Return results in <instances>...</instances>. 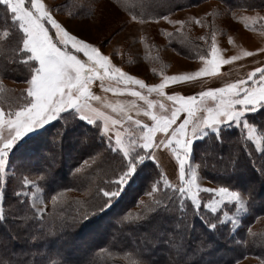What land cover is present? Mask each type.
Here are the masks:
<instances>
[{
	"label": "snow or ice",
	"instance_id": "1",
	"mask_svg": "<svg viewBox=\"0 0 264 264\" xmlns=\"http://www.w3.org/2000/svg\"><path fill=\"white\" fill-rule=\"evenodd\" d=\"M53 8L58 10L59 6H49L44 0H0V11L3 12L0 41L5 46V53L11 49V62L25 68L24 82L27 84L20 93L21 103L15 107L10 105L7 110L0 106V223L8 219L4 201L10 154L27 138L47 133L52 122L63 121V128L69 123L91 126L90 130H94L95 138L104 145V150L118 161V173L108 181L114 188H99L102 197L98 204L85 202L84 211L80 213L83 221L110 210L127 188L147 179L146 170L151 162L158 178L152 181L145 195L151 198L153 212L171 213L175 210L183 218L191 210L210 231L230 225L229 231L237 232L242 226V218L249 212L251 190L246 197L242 186L230 182L202 186L199 169L208 165L204 163L203 155L201 163L197 164L194 153L196 141L212 137L216 143L222 144L224 130L234 127L240 132L246 154L251 156L255 151L264 157V62L244 77L220 87L192 95L167 94L165 88L169 84L191 83L198 78L216 76L221 65L232 64L242 56L252 57L255 53L242 50L240 54L224 58L217 47L216 33L212 32L209 51L199 56L203 66L198 71L171 76L161 73L163 79L160 83L147 84L113 64L99 47L67 30L55 18ZM151 18L169 20L168 16ZM238 18L245 22V28L256 30L259 27L264 30V16L259 13ZM137 19V15L131 16V20ZM193 19L196 24L204 26L201 19ZM139 20L145 22L143 17ZM169 23L180 25L176 33L182 34L187 21L169 20ZM167 35L172 38L174 34ZM200 39L208 40L207 37ZM257 51L264 53V48ZM105 80H116L125 86H105ZM94 81H99L105 92L129 94L136 99L127 103H107L91 91ZM3 92L4 88L0 86V94ZM152 93H156L159 99H149ZM0 99L3 97L0 96ZM136 100L144 104L139 105ZM93 101L104 104L117 115L94 106ZM133 112L135 115H132ZM56 135L61 133L58 131ZM166 154L175 159V181L169 179L160 162L161 156ZM100 155L97 152L90 156L75 172L79 173L90 162L95 163ZM256 170L264 174V167ZM12 175L15 176V169ZM21 175L12 192L15 204H9L8 208L11 211L18 204L30 210V214L25 212L21 215L19 226L26 228L30 222L40 223L43 219L45 209L39 204L43 202L40 194L44 189L38 181H46L47 176H38L33 180ZM58 195L51 196L53 204L57 202ZM52 231L50 228L49 232ZM247 232L256 236L250 228ZM260 242L264 245V238ZM174 251L180 256L184 251L183 244L178 243ZM0 264H9V260L0 257ZM54 264H64V261L61 259ZM132 264L148 262L141 254ZM172 264H180V261L173 260Z\"/></svg>",
	"mask_w": 264,
	"mask_h": 264
},
{
	"label": "trees",
	"instance_id": "2",
	"mask_svg": "<svg viewBox=\"0 0 264 264\" xmlns=\"http://www.w3.org/2000/svg\"><path fill=\"white\" fill-rule=\"evenodd\" d=\"M197 1L199 0L195 2ZM219 1L227 3V0ZM195 2L194 0H126V3L122 5V10L129 15H137L138 19L143 17L146 20L151 19L153 16H165L173 10L189 6ZM227 6L230 9H247L253 6L262 8L264 3L230 0ZM2 18L3 12L0 11V19ZM193 42L195 44L193 43L190 52H196L195 54L199 53V55L191 54L189 56L198 57L205 54V49H202V51L197 49L196 44L198 41L194 40ZM4 49L5 46L0 41V73H2L0 77L15 78L10 72L25 74L24 67L11 62V49L9 48L7 53ZM180 51L186 54L184 49L180 48L178 52ZM0 96L3 97V94H0ZM62 124L63 121L54 122L48 129L52 127L59 128ZM90 128V126L84 127L71 123L67 125V132L74 129L75 132L85 137L88 142V150L76 156L67 165L68 170L66 172L61 170L64 166L63 160L61 163L62 168L53 169V174L59 177V183L53 187L49 186L50 180L47 171L41 167L36 168L40 176H47L46 181L41 180L38 182L48 196L64 194L67 190L77 192L87 190L85 197L72 196L65 200L58 197L57 202L55 204L52 202L48 209L44 211L40 223L30 222L28 227H20L19 219L21 215L25 212L30 214V210L17 204L14 209L9 211L8 206L9 204H15V197H13L12 192L17 187L22 175L18 174L17 177L8 180L9 184L7 183L4 201L5 213L8 219L0 223V243L6 242L8 246H17L19 239L18 241L13 239L10 234H13L15 230L19 237L24 235L21 244L24 247V253L21 257L1 256L3 255L1 252L4 246L1 247L2 244L0 245V257L9 260V264H54V262L61 259H63L64 264H132V261L138 259L141 254L148 264H172L173 260L180 261V264H184L185 261L187 264H197L194 259L195 251H212L211 256L203 259L201 264H236L237 260L244 255H255L264 260V245L260 242L261 238H264L263 232H256L254 233L256 236H251L246 230L239 232L241 226L237 232L232 233L229 231L230 225L218 228L216 231H210L200 217L194 215L191 210H188L183 218H180V213L175 210L171 213L153 212L151 198L149 197L141 204L138 200L139 196L149 190L152 181L158 178L155 166L151 162H149V167L146 170L148 178L127 188L126 192L130 189L134 190V193H126V196L131 197L127 206L123 205L121 197L110 210L91 216L89 220L83 221L80 213L84 211L85 202L90 205L100 203L102 193L98 192L99 188L103 187L109 190L114 188V185L109 184L108 181L112 180L118 173V161L112 154L104 150V145L98 138H95L94 130H90ZM223 134L224 142L222 144L216 143L212 137L205 141H196L197 149L194 157L197 158L200 164L203 155L204 163L208 165L200 168L201 173L215 186L223 182H230L242 186L241 190L246 196L248 190H251V203L246 217L250 214L255 217L264 216V174L256 170L264 167V157L255 151L252 152L251 156L246 154L238 129L229 128L224 130ZM40 136L43 138V135ZM49 136L54 135L49 134ZM31 141L32 137L28 138L26 143L31 148L32 155L48 152L47 140L41 139L39 141L41 145L38 148L34 147L37 142ZM62 146L64 144H59L58 148L61 149ZM249 147H252V145H249ZM226 149H229V151L226 152ZM97 152L101 155L95 163L86 165L79 173L75 172V169L80 166L78 159L81 156L89 158ZM218 171H221L224 176H220ZM67 177L69 178L67 179ZM229 177H231L230 181ZM135 203L140 205L137 210L132 209ZM255 204H257L256 207ZM258 206H260L259 209ZM245 218L242 219V222ZM122 219L123 223H121ZM11 222H16L17 226L10 230L8 227H10ZM175 227L180 229V235H177L174 230ZM50 228L53 229L51 233L49 232ZM64 233L69 236L67 239L61 238ZM34 237L35 239H33ZM106 238L107 240H105ZM237 240L243 243L237 245L234 249V242ZM163 241L169 246L166 250L162 245ZM178 243H182L185 252L189 254V257L185 260L172 252ZM47 245L50 247L53 245L67 247L70 258L63 256L62 258L57 253H51L47 257L42 256V254L37 256L34 253L35 251L39 252L42 247H47ZM85 249H87V254L83 253L82 258L75 255L74 257L71 256L72 252L81 253ZM61 250L58 249V251ZM158 252L162 253L158 254Z\"/></svg>",
	"mask_w": 264,
	"mask_h": 264
},
{
	"label": "rangeland",
	"instance_id": "3",
	"mask_svg": "<svg viewBox=\"0 0 264 264\" xmlns=\"http://www.w3.org/2000/svg\"><path fill=\"white\" fill-rule=\"evenodd\" d=\"M195 1L196 0H194V2ZM229 1L230 0H227V3H222L219 0H199L194 4L173 10L171 13L165 15L168 16L171 21H187L182 29V34H177L176 29L180 28V25L169 23V20L151 18L144 20L145 22L143 23H141L139 19L136 21L131 20L132 15H129L122 10V5L123 3H126V0H44L49 6H59L58 10L53 8L54 16L58 22L66 27L67 30L72 34L77 35L79 38H83L87 42L93 43L99 47L103 54L110 57L113 64L130 75L143 79L147 84L160 83L163 79L161 73L171 76L198 71L199 68L203 66V61L199 59V56H189L191 54L199 55V53L195 54L196 52H190L194 43L193 41H198L196 46L199 51L205 49L206 52H208L212 32L216 33L217 47L220 49V54L224 58L240 54L242 50L255 53L252 57L242 56L239 61H235L228 65H221L220 73L223 71L224 67L234 66L226 68L227 71L229 70V76L233 78L228 80V82L244 77V75L249 72L247 71L249 69V64L253 63L258 57H264V53L257 51V49L264 48V30L259 27H257L256 30L245 28V22L238 18L241 15L255 16L257 13L264 16V7L253 6L247 9L231 8V11H226V9H230L229 6H227ZM246 2L260 4L264 3V0H246ZM233 13H236L235 17L233 16ZM193 18L201 19L204 26L196 24ZM52 31L54 32V29ZM167 33H173L174 35L172 38H169ZM200 37H207V42L201 40ZM229 37H231V42H229ZM178 48L184 49L186 54L181 51V53L178 52ZM10 73L15 78L0 77V86L4 88V92L2 93L3 99H0V106L4 107L6 110L10 105L15 107L22 102L20 93L21 90L27 87V84L24 82L26 73ZM220 73L208 78H198L196 85L194 86L180 87L183 91L187 92L204 86L207 87L208 85L213 86L218 83L217 80L221 78V76H219ZM227 77L228 76H224V79ZM112 82L117 83L116 80H112ZM96 83L97 81H94L91 89ZM118 85L125 86L122 83H118ZM177 88L178 85L169 84L166 86L165 92L167 94H172L170 92ZM149 99L156 100L159 98L156 93H152L149 95ZM93 102L96 103L95 101ZM58 131L61 133L59 136L56 135ZM5 134L7 133L5 132ZM49 134H53L54 136H49ZM41 139L47 140L48 152L46 153L32 155L31 148L25 142L21 147L15 149L10 154L8 165L10 179L8 180H11L12 177H17L18 174H26L30 179L36 180L37 177L40 176L36 168L41 167L47 171L48 179L50 180L48 185L53 187L55 184L59 183V177L58 175L53 174V169L58 170L62 168L61 163L63 160L64 166L61 170L66 172L68 170L67 165H69L76 156L88 150V142L85 137L75 132L74 129L71 131L68 130L67 132V127H52L48 129L47 133L43 134V138L41 136L32 137L31 142H37L35 143V148H38V146L41 145V142H39ZM68 139L72 143H70ZM27 140L28 138L26 141ZM59 144H64V146L60 149L58 148ZM70 150L71 152H69ZM225 151L227 152L229 149H226ZM172 159L174 162V170L176 162L174 158ZM86 160H89L87 156H81L80 159H78V163H80L79 165L81 166ZM194 160L199 164L196 157H194ZM13 169H15V176L12 175ZM199 172L202 177L199 182L202 186H215L208 178L202 175L200 169ZM218 174L224 176L221 171H218ZM172 175V181H175L177 177L174 174ZM68 178L69 177H67V179ZM67 179L65 178V180ZM7 183L9 184V181ZM126 193H134V190L130 189L128 192L125 191L122 194L121 197L124 206H127L131 199L130 196H126ZM40 195H42L43 202L39 204V207H43L47 210L52 203L51 196H48L44 191ZM86 195L87 190L79 192L67 190L64 194L62 193L58 197L65 200L72 196L83 198ZM201 195L204 197L207 196V194L204 193H201ZM244 195L246 196L245 193ZM147 198L148 196L143 192L138 200L146 201ZM117 200H119V198ZM256 205L257 204H255V207ZM139 207L140 205L135 203L132 206V209L137 210ZM259 208L260 206H258V209ZM19 221H21V218ZM243 221L242 228L239 232L247 231V229L250 228L253 233H264V216L255 217L250 214ZM111 222H113V220H111ZM15 224L16 222H11L9 225L10 227H7L11 230V228L13 229V227L17 226V224ZM174 230L177 232V235L181 234L180 229L177 227H175ZM13 234H10V237L17 241L19 239L18 245L13 246V248L12 246H8L6 242L0 243V245L2 244L1 247L4 246L1 252L3 255L1 256L13 255L21 257L23 255L24 247L21 246V244L23 243L24 235L23 237H19L15 230L13 231ZM61 236V238L64 237L66 239L69 237L68 235L66 236L65 233ZM105 240H107V238ZM242 243V241H235L233 248L235 249L237 245H242ZM162 245L165 247L164 250L169 248L168 244L164 241L162 242ZM58 249L62 250L58 251ZM172 252L173 254H176L174 250H172ZM34 253H36L37 256H41L42 254L44 257H47L49 254L51 255V253H59V256L61 257L70 258V253L68 254L67 247L63 248V246L60 245H53L51 247L47 245V247H42L39 252L35 251ZM83 253L87 254V249L81 251V253L72 252L71 256L74 257L75 255L78 258H82ZM161 253L162 252H158V254ZM211 254L212 251H195V262L201 264L202 260L210 257ZM179 257L182 258V260H185L189 257V254L188 252L186 253L184 249ZM261 261V258L258 256L244 255L237 260L236 264H261Z\"/></svg>",
	"mask_w": 264,
	"mask_h": 264
},
{
	"label": "crops",
	"instance_id": "4",
	"mask_svg": "<svg viewBox=\"0 0 264 264\" xmlns=\"http://www.w3.org/2000/svg\"><path fill=\"white\" fill-rule=\"evenodd\" d=\"M262 62H264V57H258L257 59H255L254 60V62L253 63H251V64H249V66H248V70L247 71H251L252 69H254L255 67H257V66H261V63ZM246 65V64H245ZM227 67H234L233 65L232 66H226V68ZM225 67L223 68V71L220 73V75L219 76H221V78H223V79H221V78H219V80H217V82L218 83H216L215 85H213V86H210V85H208L207 87H201V88H199V89H194V90H191V91H187V92H185V91H183L182 89H181V87H185V86H188V87H191V86H194V85H196V81H194V82H191V83H178V84H176V85H178V88L177 89H174V91H172V92H170V93H173V92H175V93H179V94H181V95H192V94H195V93H197V92H199V91H201V90H206V89H208V88H215V87H220V86H223V84L225 83V82H228V80H230V79H233L232 77H230L229 76V70L227 71V69H226ZM224 69H226V70H224ZM244 75V74H243ZM219 76H217V77H219ZM224 76H228L227 78H225L224 79ZM203 78V77H202ZM208 78V77H207ZM235 78V77H234ZM213 79H215V78H213ZM212 79V80H213ZM209 81V80H208ZM104 83H105V86H108V85H111V86H113V87H117V88H123V86H120V85H118V83H114V82H112V81H108V80H105L104 81ZM181 86V87H180ZM91 91L94 93V94H96V95H98V96H101L102 97V99L104 100V101H106L107 103H112V104H115V103H117V102H124V103H127V102H129V101H132V100H134V99H136V98H133V97H131L129 94H114L113 92H105V91H103L102 89H101V87H100V82L99 81H97V83L95 84V86L91 89ZM96 103H94V102H92L93 103V105L94 106H96V107H99V108H101L102 110H104V111H106V112H109L110 114H112V115H117V113H112L111 112V109L110 108H107L104 104H102V103H100V102H97V101H95ZM136 103L137 104H139V105H143L144 104V102L143 101H139V100H136ZM132 115H135V113L133 112L132 113ZM146 119V118H145ZM160 162H161V164L163 165V168H164V170H165V172L168 174V177H169V179H171L172 180V172H174V170H173V164H174V162H173V159L171 158V156H170V154H166V155H162L161 156V158H160ZM172 173V174H171Z\"/></svg>",
	"mask_w": 264,
	"mask_h": 264
}]
</instances>
